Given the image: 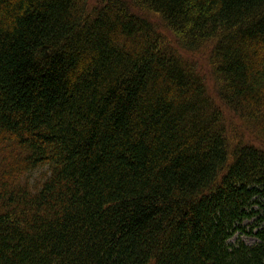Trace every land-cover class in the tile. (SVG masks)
<instances>
[{"label": "trees", "instance_id": "obj_1", "mask_svg": "<svg viewBox=\"0 0 264 264\" xmlns=\"http://www.w3.org/2000/svg\"><path fill=\"white\" fill-rule=\"evenodd\" d=\"M131 1L0 0V264H264V0Z\"/></svg>", "mask_w": 264, "mask_h": 264}, {"label": "rangeland", "instance_id": "obj_2", "mask_svg": "<svg viewBox=\"0 0 264 264\" xmlns=\"http://www.w3.org/2000/svg\"><path fill=\"white\" fill-rule=\"evenodd\" d=\"M93 4H98L100 2H104L105 0H90ZM129 3H130V6H131V9L135 12V13H138L140 15H143L147 18H149L156 26L157 28L162 32V34L166 37L167 40H172L174 41V35L172 34L171 30L167 28V26L165 25L163 19L160 17V15L156 12H153V11H146V9L142 8L141 6L135 4L134 2H132L131 0H128ZM175 43V41H174ZM181 51H183L181 48H180ZM186 53L188 54H185V58H187L189 61L191 60H199L200 62L198 63V67L199 68H202L203 64L204 65H207V67H204V69L206 70V73H207V69L210 68V66L208 65L209 63V56L207 54H205V52H201V51H191V50H186ZM208 61V62H207ZM208 63V64H207ZM209 75V74H208ZM207 75V79H208V82H209V86H210V89L209 91L213 90L211 89V86L215 83L214 82V78L213 76L210 74L209 76ZM212 93V91H211ZM48 165H45V166H40V167H37L35 169H33L31 172H30V175H29V178L32 182L36 183L38 179H43L44 176H46L48 174ZM33 183V184H34ZM249 221L246 222V224H248ZM239 239L243 240V241H246L247 243H253L255 241H257L256 237L252 236V235H249V234H242L240 233L239 234ZM238 238V235H235V238H233V240L237 239Z\"/></svg>", "mask_w": 264, "mask_h": 264}]
</instances>
